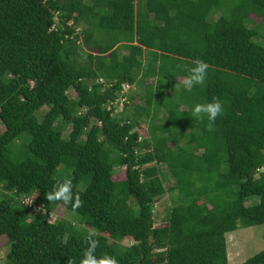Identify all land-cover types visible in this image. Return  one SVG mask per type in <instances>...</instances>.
Segmentation results:
<instances>
[{"label": "trees", "instance_id": "trees-1", "mask_svg": "<svg viewBox=\"0 0 264 264\" xmlns=\"http://www.w3.org/2000/svg\"><path fill=\"white\" fill-rule=\"evenodd\" d=\"M196 60L207 78L187 91L177 80ZM124 83L137 91L115 114ZM213 98L223 113L209 130L192 109ZM0 122L9 264H80L90 230L95 254L118 264H229L228 235L264 225V0H0ZM62 165L83 201L75 211L45 198ZM60 207L80 225L49 221ZM242 264H264V250Z\"/></svg>", "mask_w": 264, "mask_h": 264}, {"label": "rangeland", "instance_id": "rangeland-1", "mask_svg": "<svg viewBox=\"0 0 264 264\" xmlns=\"http://www.w3.org/2000/svg\"><path fill=\"white\" fill-rule=\"evenodd\" d=\"M254 20L259 22L260 19L257 17H254ZM253 26V25H252ZM77 32L80 33V30L78 29ZM126 54V52H124ZM179 81L183 82L184 78L178 79ZM137 91L132 90L130 94ZM143 90H141V93ZM69 96L71 98L76 97L75 91L71 90L68 92ZM138 103V102H137ZM132 107V103L128 105ZM48 110L47 107H43L40 111L36 113V116L39 121H42L43 115ZM147 128V125L142 123V133L146 135L145 129ZM71 126H69L65 132V135H67L71 131ZM5 132L4 125L0 122V134ZM29 136L27 134L22 135L18 140H16L12 146H11V157L14 160H18L19 158L24 157V151L25 146L29 142ZM148 149V148H147ZM199 153H201V150H197ZM72 172L71 168H68L65 165H62L57 173L58 178H66L68 177ZM162 172L165 176V185L166 187H170L172 184V179L170 177L168 169L164 166L162 167ZM126 178V170L125 168L118 169L116 175L114 176V180L116 181H123ZM86 183H81L79 185L80 190H85ZM0 189H2L0 187ZM251 202H257V198L254 197L248 202V205L251 204ZM174 205V197L173 195L168 192L166 195H164L161 199L157 201L156 208H155V224L156 226H160V224L164 221V219L168 216L171 207ZM34 209V207L32 208ZM78 215L71 212H66L63 208H58L56 211H54L48 218L49 221H59L61 219L68 220L74 222L76 225L78 224L77 219ZM80 225V224H78ZM84 226L83 224H81ZM85 227V226H84ZM90 232H93V230H90ZM132 240L128 239L123 241V245H129ZM228 257H229V263L230 264H242L247 259L253 257L257 253L264 250V225L260 226H254L250 228L240 229L234 234L228 235ZM10 243L7 242L5 239H0V264H9L8 263V254L10 252Z\"/></svg>", "mask_w": 264, "mask_h": 264}, {"label": "clouds", "instance_id": "clouds-1", "mask_svg": "<svg viewBox=\"0 0 264 264\" xmlns=\"http://www.w3.org/2000/svg\"><path fill=\"white\" fill-rule=\"evenodd\" d=\"M194 64L195 66L188 70L189 75L183 80V86L187 91H191L196 85H203L207 78L209 65L202 60H196ZM222 113L223 104L218 98H213L212 102L206 104H196L192 109V116L195 119L203 120L205 117L207 118L209 130H212V125ZM45 198L49 203L60 202L64 206L71 205L74 211L83 206L80 195L73 193V183L68 178H65L62 182H57L51 192L45 193ZM94 235V233L90 232L86 238L87 247L83 251L80 264H118L114 256L105 255L98 257L95 254L99 241L93 238ZM68 264H76V262L69 259Z\"/></svg>", "mask_w": 264, "mask_h": 264}, {"label": "built area", "instance_id": "built-area-1", "mask_svg": "<svg viewBox=\"0 0 264 264\" xmlns=\"http://www.w3.org/2000/svg\"><path fill=\"white\" fill-rule=\"evenodd\" d=\"M100 82L103 81L100 80ZM132 90H136V87L134 85H131L129 83L122 84V90L120 92L119 98L108 105V110H113L115 114H119L123 112L125 104L129 103V95ZM23 202L25 204H28L29 206H32L34 205V198L27 197L24 199ZM30 202L31 204H29Z\"/></svg>", "mask_w": 264, "mask_h": 264}, {"label": "crops", "instance_id": "crops-1", "mask_svg": "<svg viewBox=\"0 0 264 264\" xmlns=\"http://www.w3.org/2000/svg\"><path fill=\"white\" fill-rule=\"evenodd\" d=\"M177 82H178V83H183V82H181V81H179V80H177ZM142 93H143V92H142ZM137 102L140 103V101H137ZM232 234H234V233H232ZM232 234H231V235H232ZM229 264H230V263H229Z\"/></svg>", "mask_w": 264, "mask_h": 264}]
</instances>
